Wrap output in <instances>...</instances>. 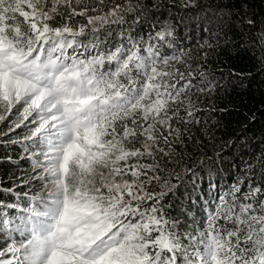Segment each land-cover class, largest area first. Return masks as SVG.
<instances>
[{
	"label": "snow or ice",
	"instance_id": "1",
	"mask_svg": "<svg viewBox=\"0 0 264 264\" xmlns=\"http://www.w3.org/2000/svg\"><path fill=\"white\" fill-rule=\"evenodd\" d=\"M189 5L196 0L181 6ZM62 9L66 22L53 26ZM134 10L116 5L100 14L90 0H0V123L8 121L0 136L30 133L24 151L32 179L46 189L24 207L4 205L20 215L0 208V264H264V185L242 191L237 180L216 193L211 169L202 176L186 166L185 179L165 175L159 163L176 156L184 143L177 125L194 116L195 77L177 67L186 62L176 25L90 57L69 53L82 46L78 38L123 23ZM75 16L87 23L72 26ZM231 17L222 5L205 19L224 35ZM236 23L255 21L237 12ZM201 30L211 28L202 22ZM173 177L186 192L208 180L205 217L191 232L179 231V219L165 211V198L180 187Z\"/></svg>",
	"mask_w": 264,
	"mask_h": 264
},
{
	"label": "trees",
	"instance_id": "2",
	"mask_svg": "<svg viewBox=\"0 0 264 264\" xmlns=\"http://www.w3.org/2000/svg\"><path fill=\"white\" fill-rule=\"evenodd\" d=\"M184 2L186 0H122L113 6L130 4L135 9L124 13L123 23L107 25L96 34L89 32L78 38L82 46L68 51L90 57L127 42L128 38L147 41L149 33L154 36L167 23L176 25L177 44L186 62L177 67L185 73L191 71L195 77V87L188 93L194 105V116L189 118L191 122L187 126L177 125L184 143L176 145V156L158 158L162 168H166L164 174L175 171L187 179L186 166L195 165L202 176L211 169L216 185L212 191L216 193L237 180L244 182L242 191L247 190L249 184L264 185V0H243V4L241 0H196L197 6L189 7L181 6ZM222 5H227L232 12L231 28L226 24L224 35L218 22L209 23L205 19ZM110 9L112 7H99L98 12L103 14ZM61 11L63 14L51 22L53 26L66 22L67 13ZM237 12L253 19L255 24H237ZM80 18L72 17L67 22L72 26L87 23ZM202 22L203 27L211 31L201 30ZM163 51L167 55L180 54L176 49L164 48ZM4 123L0 130L7 131L8 121ZM29 134L21 128L0 136V208L11 216L20 215L19 208L9 209L4 205L24 207L32 195L46 191L39 181L32 179V161L24 151L31 142L23 141ZM172 182L180 183V187L175 197L170 193L165 198V203L171 204L165 211L171 219H179V231L191 232L196 227L193 221L198 224L205 217L201 197L209 196L208 180L205 178L197 191L189 186L187 192L183 182L174 177ZM151 187L159 190L155 184ZM4 243L0 238V246Z\"/></svg>",
	"mask_w": 264,
	"mask_h": 264
},
{
	"label": "rangeland",
	"instance_id": "3",
	"mask_svg": "<svg viewBox=\"0 0 264 264\" xmlns=\"http://www.w3.org/2000/svg\"><path fill=\"white\" fill-rule=\"evenodd\" d=\"M120 1H122V0H104V3H103V5H98V0H90V4L91 5H93V6H97L98 7V9H99V7H104V6H108V7H114L113 6V4H115V3H118V2H120ZM130 2L132 1V0H129ZM89 15H96V13H93V12H89ZM59 16H56L55 18H58ZM79 17H81L80 19L82 20V21H84V22H87V18L86 17H84V16H75V17H73L75 20L76 19H79ZM53 21V20H52ZM52 21H50L49 23L51 24V22ZM15 109L13 110V112L15 113ZM14 117H9V120H11V119H13ZM5 122V121H4ZM1 123L0 125H2V124H5V123Z\"/></svg>",
	"mask_w": 264,
	"mask_h": 264
}]
</instances>
